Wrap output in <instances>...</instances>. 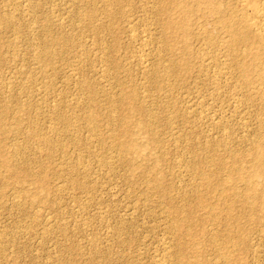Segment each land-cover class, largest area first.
Segmentation results:
<instances>
[{
    "label": "rangeland",
    "instance_id": "1",
    "mask_svg": "<svg viewBox=\"0 0 264 264\" xmlns=\"http://www.w3.org/2000/svg\"><path fill=\"white\" fill-rule=\"evenodd\" d=\"M210 5L0 0V264H264V49Z\"/></svg>",
    "mask_w": 264,
    "mask_h": 264
},
{
    "label": "bare ground",
    "instance_id": "2",
    "mask_svg": "<svg viewBox=\"0 0 264 264\" xmlns=\"http://www.w3.org/2000/svg\"><path fill=\"white\" fill-rule=\"evenodd\" d=\"M109 1V0H108ZM107 2V1H106ZM209 2V1H208ZM226 2V1H225ZM262 2V3H261ZM260 2V0H238V4H239V7H240V10H238V11H241L242 13H241V15H239L238 13H236L235 11H234V13H232V14H230L229 16L227 15L226 17H225V15H222L223 13V10H222V12H221V10H220V6H216V5H210L209 7H210V12L212 11L213 13L214 12H216L217 14H221V16H219V20H221V24H222V26L223 27H226L227 28V30H225L227 33H226V38H227V40L230 42V44L231 45H238V44H240V43H244V44H246L247 45V43H249V42H251V41H256L257 43H259V45H261L262 47H258V50H257V54H254V55H259V54H261V49H264L263 47H264V33H263V31H264V3H263V0ZM30 3V2H29ZM179 3V2H178ZM205 3H207V2H205ZM225 6V5H224ZM108 8V7H107ZM110 8V7H109ZM201 12V11H200ZM209 12V13H210ZM229 12V11H228ZM233 12V11H232ZM206 13V12H205ZM108 14V13H107ZM216 14V15H217ZM109 15V14H108ZM201 15V14H200ZM218 17V16H217ZM184 18V17H183ZM92 19V18H91ZM22 20V19H21ZM128 20V19H127ZM215 21V20H214ZM140 23H141V21H140ZM220 24V23H219ZM220 24V25H221ZM131 25V24H130ZM134 25V24H133ZM167 26V28H171L172 27V23H170V21L168 22L167 21V24H166ZM203 25V24H202ZM204 25H206V24H204ZM219 25V26H220ZM135 26V25H134ZM211 26V25H210ZM222 26H220V28L222 27ZM130 27H132V26H130ZM146 28V27H145ZM144 28V29H145ZM225 28V29H226ZM150 29V28H149ZM223 29V28H222ZM162 30V29H161ZM144 31V30H143ZM152 31V30H151ZM201 31V30H200ZM199 31V32H200ZM210 31V30H209ZM223 31V30H222ZM6 34V33H5ZM147 34V33H146ZM205 34V33H204ZM210 34V33H209ZM223 34V33H222ZM203 35V34H202ZM217 35V34H216ZM224 35V34H223ZM133 36V35H132ZM142 36V35H141ZM198 36V35H197ZM211 36V35H210ZM209 36V37H210ZM133 37H135V36H133ZM140 37V36H139ZM139 37H138V39H139ZM220 37V36H219ZM145 38V37H144ZM225 38V37H224ZM135 39H136V37H135ZM201 39V38H200ZM208 39V38H207ZM142 40V39H141ZM163 40V39H162ZM134 41V40H133ZM140 41V40H139ZM249 41V42H248ZM141 42V41H140ZM210 42V41H209ZM227 42V41H226ZM143 43V42H142ZM162 43V42H161ZM216 43H217V41H216ZM224 43V42H223ZM252 43V42H251ZM255 43V42H254ZM204 44V43H203ZM229 44V45H230ZM244 44H243V47H244ZM145 45V44H144ZM149 45V44H148ZM162 45V44H161ZM226 45V44H225ZM228 45V44H227ZM230 45V46H231ZM258 45V46H259ZM157 46V45H156ZM250 46V45H249ZM253 46V45H252ZM144 47V46H143ZM227 47V46H226ZM256 47V46H255ZM149 48V47H148ZM153 48V47H152ZM158 48V47H157ZM168 48V47H167ZM225 48V47H224ZM228 48H229V46H228ZM233 48V47H232ZM249 48V47H248ZM247 48V49H248ZM142 49V48H141ZM227 49V48H226ZM241 49H242V47H241ZM231 50V49H230ZM240 50V49H239ZM242 50H244V49H242ZM246 50V49H245ZM252 50V49H251ZM224 51V50H223ZM235 51V50H234ZM250 51V50H249ZM248 51V52H249ZM224 53V52H223ZM240 53V52H239ZM252 53V52H251ZM241 54H244V53H241ZM247 54V53H246ZM262 54H264L263 52H262ZM228 55V54H227ZM230 55V54H229ZM235 55H236V53H235ZM49 56V55H48ZM244 56H247V55H244ZM261 56V55H260ZM142 57V56H141ZM232 57V56H231ZM230 56H229V58H231ZM147 58V57H146ZM204 58V57H203ZM228 58V59H229ZM212 59V58H211ZM235 59V58H234ZM140 60H141V58H140ZM224 60V59H223ZM233 60V59H232ZM243 60V59H242ZM136 61V60H135ZM144 61V58H143V60H142V62ZM145 61L147 62V60L145 59ZM201 61V60H200ZM206 61V60H205ZM207 61H209V60H207ZM240 61V60H239ZM264 61V60H263ZM262 61V62H263ZM203 62V61H202ZM228 62V61H227ZM238 62V61H237ZM237 62H234V64L236 63L237 64ZM55 63V62H54ZM137 63V62H136ZM148 63V62H147ZM190 63V62H189ZM240 63H243V62H240ZM239 63V64H240ZM245 63V62H244ZM223 64V63H222ZM235 64V65H236ZM239 64H237V65H239ZM264 64V63H263ZM145 65V64H144ZM153 65V64H152ZM156 65V64H155ZM236 65V66H237ZM143 66V65H142ZM157 66V65H156ZM171 66V65H170ZM173 66V65H172ZM245 66V65H244ZM244 66L242 65V66H240L241 67V69H243L244 70ZM256 66V65H255ZM261 66H262V64H261ZM146 67V66H145ZM155 67V66H154ZM239 67V66H238ZM175 68V67H174ZM255 68V67H254ZM144 69V68H143ZM146 69V68H145ZM153 69V68H152ZM246 69V68H245ZM260 69V68H259ZM262 69V68H261ZM107 70V69H106ZM240 70V69H239ZM242 70V71H243ZM149 71V70H148ZM152 71V70H151ZM150 71V72H151ZM168 71H169V69H168ZM174 71H175V69H174ZM224 71V70H223ZM229 71V70H228ZM246 71V70H245ZM156 72V71H155ZM171 72V71H170ZM221 72V71H220ZM238 72V71H237ZM147 73V72H146ZM166 73V72H165ZM172 73V72H171ZM177 73V72H176ZM226 73V72H225ZM224 72H223V74H225ZM229 73V72H228ZM231 73V72H230ZM229 73V74H230ZM154 74V73H153ZM169 74V73H168ZM218 75H219V73H217ZM234 74V73H233ZM147 75V74H146ZM150 75V74H149ZM164 75V74H163ZM236 75V74H235ZM152 76V75H151ZM155 76H156V74H155ZM223 76V75H222ZM229 76V75H228ZM232 75H230V77H231ZM256 76H257V74H256ZM224 77H225V75H224ZM224 77H223V79H224ZM230 77H228V78H230ZM235 77V76H234ZM244 77V76H243ZM260 77V76H259ZM262 77V76H261ZM264 77V76H263ZM262 77V78H263ZM232 78V77H231ZM237 78V77H236ZM253 78V77H252ZM254 78H256V77H254ZM114 79V78H113ZM226 79V78H225ZM245 79V78H244ZM261 79V78H260ZM154 80V79H153ZM227 80V79H226ZM242 80V79H241ZM259 80V79H258ZM180 81V80H179ZM259 82V81H258ZM179 83V82H178ZM246 83V82H245ZM253 84V83H252ZM245 85V84H244ZM256 85V84H255ZM250 86V85H249ZM235 87V86H234ZM237 87V86H236ZM235 87V88H236ZM239 88V87H238ZM250 88V87H249ZM260 88H261V85H260ZM259 89V88H258ZM254 90V89H253ZM238 91V90H237ZM241 92V91H240ZM119 95V94H118ZM261 95V94H260ZM263 95V94H262ZM255 96V95H254ZM116 97V96H115ZM142 97V96H141ZM261 97V96H260ZM259 97V98H260ZM256 99H257V97H256ZM112 100V99H111ZM264 100V99H263ZM241 101V100H240ZM114 101L112 100V103H113ZM139 102V101H138ZM119 103V102H118ZM111 104V103H110ZM258 104V103H257ZM261 104V103H260ZM259 104V105H260ZM149 111V110H148ZM109 113V112H108ZM51 114V113H50ZM113 114V113H112ZM90 116V115H89ZM152 116V115H151ZM88 118H90V117H88ZM150 119V118H149ZM128 120V119H127ZM57 121V120H56ZM90 121V120H89ZM91 121L93 122V120L91 119ZM91 121H90V123H91ZM109 123V122H108ZM113 123H115V122H113ZM119 123V122H118ZM88 124V123H87ZM261 124V123H260ZM92 125V124H91ZM94 127H95V125H93ZM112 126V125H111ZM151 126V125H150ZM217 126V125H216ZM94 127H91L90 126V128H94ZM219 127V126H218ZM88 128V127H87ZM89 128V129H90ZM116 128V127H115ZM221 128V127H220ZM117 131V130H116ZM225 132V131H224ZM99 136V135H98ZM116 138V137H115ZM154 140V139H153ZM253 141V140H252ZM120 144V143H119ZM134 144L135 143H133V142H130V143H128L127 145H125L127 148H130V147H134ZM123 145H124V143H123ZM256 146H257V144H255ZM224 146V145H223ZM136 147V146H135ZM126 149V148H125ZM207 154V153H206ZM232 154V153H231ZM20 155V154H19ZM254 157L252 158V163H253V166H252V170H251V172H250V174H248L250 177L251 176H253V177H260V178H262V177H264V147H262V146H259L257 149H256V151H255V153H254V155H253ZM189 159V158H188ZM211 163V162H210ZM209 163V164H210ZM218 164V163H217ZM143 168V167H142ZM218 169H220V168H218ZM237 174H239L238 175V177H235V178H238V179H236V180H238V181H240L242 184H244L245 186H247L248 188H252L253 190H254V194H253V196L252 195H249V193L248 194H245V195H242L243 196V199L247 202V204H249L248 203V201L246 200V199H249L250 198V200H251V198L253 197V199H255L257 196L258 197H260L261 199H263L264 200V190L263 189H260V188H257V186H256V184L257 183H254V182H252L251 181V178H245V176L246 175H244L243 174V171L241 170V172H240V169L239 168H236L235 170H234ZM181 173V172H180ZM232 175V174H231ZM230 175V176H231ZM228 177V179H229V182L227 183V184H225L224 185V187H223V191L224 192H228L229 191V195H231L232 194V192H233V194H235L234 193V191H235V189L237 188V181H235V178L233 179V177L231 176V177ZM227 179V178H226ZM149 182V181H148ZM258 185V184H257ZM162 188V187H161ZM193 188V187H192ZM221 192H222V190H221ZM18 194H20V193H18ZM257 195V196H256ZM47 196V195H46ZM234 196V195H233ZM236 199V198H235ZM242 199V200H243ZM252 199V200H253ZM257 199H259V198H257ZM252 200H251V202H252ZM185 201V200H184ZM244 201V202H245ZM183 202V201H182ZM186 202V201H185ZM232 202L234 203V199H232L230 202H229V204H228V206H227V211L225 212L226 214V216H225V220H226V225L224 224V226H226V230H227V232H228V234L226 233V236H225V241L224 242H227V243H229V244H234V246H235V244H236V240H233L234 239V236H232L231 234H234V233H232V230H231V228H232V224L230 223V213H229V210H230V207H231V205H232ZM243 202V203H244ZM246 202H245V204H246ZM250 202V203H251ZM254 203V202H253ZM252 203V204H253ZM251 204V205H252ZM255 204V203H254ZM264 204V203H263ZM250 205V206H251ZM253 207H254V205H253ZM245 209V208H244ZM263 209V208H262ZM214 210V209H213ZM211 211L210 212V216L211 217H213L214 219H221V215H223V214H221V212L220 211ZM252 212V211H251ZM181 214V213H180ZM224 216V215H223ZM234 218V217H233ZM222 219H224V217L222 218ZM188 220H189V218H188ZM211 221V220H210ZM173 222V221H172ZM216 224V223H215ZM235 226H237V225H234V227ZM212 232V231H211ZM216 232V231H215ZM234 232V231H233ZM236 233V232H235ZM237 234V233H236ZM2 235V234H1ZM0 235V236H1ZM240 236V235H239ZM236 238V237H235ZM238 238V237H237ZM238 240V239H237ZM239 241V240H238ZM223 242V243H224ZM243 242V241H242ZM218 246V245H217ZM224 246V245H223ZM222 246V247H223ZM174 247V246H173ZM172 247V248H173ZM185 247V246H184ZM227 247V246H226ZM225 247V249H226V251H220L219 253H220V255H219V258L217 259V261H215L213 264H221L223 261H225V262H228V261H231L232 260V254H231V252H233V251H229L227 248ZM163 248H165V247H163ZM170 248V247H169ZM171 248V249H172ZM181 248H183V247H181ZM217 248V247H216ZM218 248H220V247H218ZM165 249H168L167 247L165 248ZM164 249V250H165ZM224 249V248H223ZM234 249V248H233ZM163 250V251H164ZM166 251V250H165ZM164 251V252H165ZM173 253V252H172ZM218 253V254H219ZM166 254V253H165ZM174 254H175V252H174ZM168 255V254H167ZM164 256H166V255H164ZM171 256V255H170ZM234 257V256H233ZM168 258H172V257H168ZM216 259V258H215ZM160 260H161V258H160ZM166 260V259H165ZM220 260H222V262L220 261ZM235 260V259H234ZM170 261V260H169ZM172 262V261H171ZM161 263H163V262H161ZM167 263H168V261H167ZM174 263V262H173ZM159 264V263H158ZM174 264H176V263H174ZM179 264H199V262L197 261V260H192V261H190V260H182L181 259V261L179 262Z\"/></svg>",
    "mask_w": 264,
    "mask_h": 264
}]
</instances>
